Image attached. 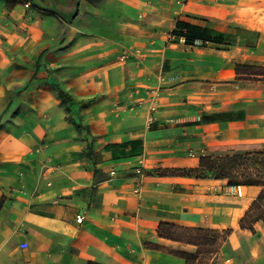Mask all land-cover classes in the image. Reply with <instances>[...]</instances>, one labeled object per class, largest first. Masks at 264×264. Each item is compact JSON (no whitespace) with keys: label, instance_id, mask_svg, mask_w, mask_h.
Segmentation results:
<instances>
[{"label":"crops","instance_id":"obj_1","mask_svg":"<svg viewBox=\"0 0 264 264\" xmlns=\"http://www.w3.org/2000/svg\"><path fill=\"white\" fill-rule=\"evenodd\" d=\"M237 1L0 0V264H187L162 224L230 231L207 264H264V221L242 227L263 186L185 175L264 150V111L224 94Z\"/></svg>","mask_w":264,"mask_h":264},{"label":"rangeland","instance_id":"obj_2","mask_svg":"<svg viewBox=\"0 0 264 264\" xmlns=\"http://www.w3.org/2000/svg\"><path fill=\"white\" fill-rule=\"evenodd\" d=\"M237 2L239 5L235 6L230 15L233 24H236L231 28L230 41L238 61L235 64V78L230 82L232 84L227 86L228 89L224 94L238 96L241 103L246 96H249L248 108L264 111V53L251 47L257 44L260 38L264 41V0H238ZM212 160L215 164L222 165L223 172L235 183L244 184L248 181L264 183V150L237 152L233 155L212 157ZM256 213L258 210L247 218L248 223L253 220ZM177 232L183 239L195 237L205 242L194 256L180 254L187 264L209 263L220 250L222 241L227 240L231 235L230 232ZM199 254L201 258L197 262L196 258Z\"/></svg>","mask_w":264,"mask_h":264},{"label":"trees","instance_id":"obj_3","mask_svg":"<svg viewBox=\"0 0 264 264\" xmlns=\"http://www.w3.org/2000/svg\"><path fill=\"white\" fill-rule=\"evenodd\" d=\"M180 26L183 25V27L186 28L185 31H178L175 30V33H178L179 35H184L186 38V41L188 42H194L195 40H200L202 39L203 41H213L215 43L219 42V43H224L225 37H224V33L219 32V31H214V30H208V29H202L201 27H196L193 26L191 24L188 23H177ZM200 165L198 168L196 169H191L189 171H186L185 175L187 174H193L197 177H202L203 176H207V175H213L216 178H228L229 176H227L222 169V165H217L213 162L212 157L211 156H203L201 159ZM218 171H220L218 173ZM229 183L232 185H238V184H243V183H235L233 181H231L229 179ZM244 184H250V185H255V184H260L263 186V189L261 191V195L259 197V200L255 201V203H253L252 207H251V212L248 213V215L246 216V218L244 219V221L242 222V227H251V222H254L256 220H263L264 221V209L262 207L261 201L264 200V183L262 182H258V181H248ZM255 210H258V213H256V215H254L253 220L250 221L249 223L247 222V218L251 217L252 213L255 212ZM177 231H185V232H203V233H208V232H216V233H220L219 231H213V230H208V229H199V228H181L178 227L174 224H162L161 225V236L168 238V239H174V240H178L184 243H191V244H195L199 247L204 246V241L198 239V238H193V237H189L188 239H183L181 238V236L179 234H177ZM226 233L230 232V231H224ZM206 240V238L204 239ZM180 252V251H177ZM181 254L184 255H190V256H194L195 254L192 253H185V252H180Z\"/></svg>","mask_w":264,"mask_h":264},{"label":"built area","instance_id":"obj_4","mask_svg":"<svg viewBox=\"0 0 264 264\" xmlns=\"http://www.w3.org/2000/svg\"><path fill=\"white\" fill-rule=\"evenodd\" d=\"M137 173L142 175V174H143L142 169H141V168H137ZM111 174L114 175V174H115V171H111ZM140 189H141V183L139 182V183L137 184L136 188H135V191H136V192H139ZM226 192H227L228 194H231V195L235 196V197H238V196L241 197V196L244 195L242 184H238V185H230V186H228V187L226 188ZM83 219H84L83 216H79L77 220H78V222H82ZM26 246H27L26 243L22 244V247H26Z\"/></svg>","mask_w":264,"mask_h":264}]
</instances>
